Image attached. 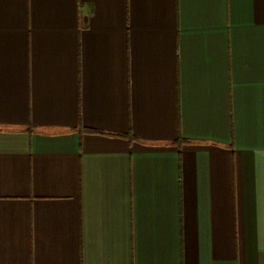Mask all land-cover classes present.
Instances as JSON below:
<instances>
[{
	"label": "crops",
	"instance_id": "crops-1",
	"mask_svg": "<svg viewBox=\"0 0 264 264\" xmlns=\"http://www.w3.org/2000/svg\"><path fill=\"white\" fill-rule=\"evenodd\" d=\"M0 264H264V0H0Z\"/></svg>",
	"mask_w": 264,
	"mask_h": 264
}]
</instances>
